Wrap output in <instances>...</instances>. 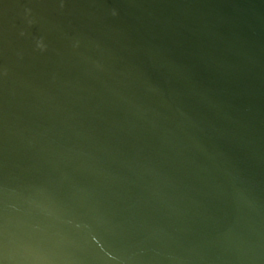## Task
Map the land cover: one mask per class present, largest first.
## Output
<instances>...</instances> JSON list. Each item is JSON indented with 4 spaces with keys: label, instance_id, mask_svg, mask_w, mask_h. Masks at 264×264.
<instances>
[{
    "label": "water",
    "instance_id": "obj_1",
    "mask_svg": "<svg viewBox=\"0 0 264 264\" xmlns=\"http://www.w3.org/2000/svg\"><path fill=\"white\" fill-rule=\"evenodd\" d=\"M0 264H264V171L123 0H0Z\"/></svg>",
    "mask_w": 264,
    "mask_h": 264
}]
</instances>
